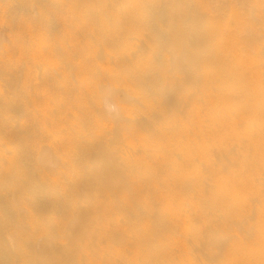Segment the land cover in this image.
<instances>
[{
    "label": "rangeland",
    "instance_id": "374dc122",
    "mask_svg": "<svg viewBox=\"0 0 264 264\" xmlns=\"http://www.w3.org/2000/svg\"><path fill=\"white\" fill-rule=\"evenodd\" d=\"M4 162L1 237L63 232L91 176L130 236L102 256L264 264V0H0ZM205 232L224 239L214 261L192 256ZM142 244L168 258H132Z\"/></svg>",
    "mask_w": 264,
    "mask_h": 264
},
{
    "label": "bare ground",
    "instance_id": "6f19581e",
    "mask_svg": "<svg viewBox=\"0 0 264 264\" xmlns=\"http://www.w3.org/2000/svg\"><path fill=\"white\" fill-rule=\"evenodd\" d=\"M169 99L173 101L172 98ZM91 154L93 155L92 158L96 160L95 163L102 168L103 180L116 182L120 174L116 160L107 154L95 152ZM51 157V154L43 152L40 156V162L46 167L50 163ZM10 166H12L10 162H4L1 163L0 169ZM98 181L90 176L81 182L78 189L80 191L79 200L74 203L73 207L66 210L65 218L61 223L63 232L45 228L39 231L41 234L39 237L35 231H21L22 226L17 223L7 237L0 236V264H26L23 258H36L37 261L34 264H88L89 261H97V258H104V262L101 264H124L123 260L119 259L122 257H114L110 252L104 256L101 254L102 251L106 252L112 244L129 240L130 236L121 227H114L111 215L106 210V204L96 195V190H99ZM116 189L119 188L116 187ZM93 191L94 193L91 195ZM2 194L3 190L0 189V199L3 197ZM113 194L117 195V192L114 191ZM5 207L8 209L4 212L7 214V210H10L11 217H14V212L11 211L14 209L11 206ZM96 209L101 210L102 217L88 220V217ZM155 230H153V234ZM219 236V234L212 236L211 233L205 232L202 238L200 237V244L194 248L192 256L209 258L211 261L220 258L219 254L224 239ZM99 239L103 240L102 245L104 246H101ZM220 239L223 241L220 242ZM165 244L163 242L160 245ZM131 250L133 254H136V257L132 255V258H151L160 255H165L168 258V251L161 246L155 250H150L142 244L138 247H132ZM43 258L47 259L44 260ZM126 258H130V255ZM136 264H144V262L141 259L136 261Z\"/></svg>",
    "mask_w": 264,
    "mask_h": 264
},
{
    "label": "clouds",
    "instance_id": "9594fccd",
    "mask_svg": "<svg viewBox=\"0 0 264 264\" xmlns=\"http://www.w3.org/2000/svg\"><path fill=\"white\" fill-rule=\"evenodd\" d=\"M105 110L109 113H115L118 111L117 106L114 103H111L109 101L105 102Z\"/></svg>",
    "mask_w": 264,
    "mask_h": 264
}]
</instances>
